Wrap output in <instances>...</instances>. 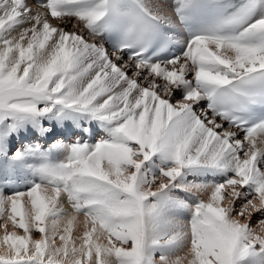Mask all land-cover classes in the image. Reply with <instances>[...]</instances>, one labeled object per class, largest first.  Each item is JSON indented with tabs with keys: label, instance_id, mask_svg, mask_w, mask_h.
I'll return each instance as SVG.
<instances>
[{
	"label": "snow or ice",
	"instance_id": "1",
	"mask_svg": "<svg viewBox=\"0 0 264 264\" xmlns=\"http://www.w3.org/2000/svg\"><path fill=\"white\" fill-rule=\"evenodd\" d=\"M0 228V264H264V0H0Z\"/></svg>",
	"mask_w": 264,
	"mask_h": 264
},
{
	"label": "bare ground",
	"instance_id": "2",
	"mask_svg": "<svg viewBox=\"0 0 264 264\" xmlns=\"http://www.w3.org/2000/svg\"><path fill=\"white\" fill-rule=\"evenodd\" d=\"M21 189H23V188H21ZM204 198V197H203ZM205 199V198H204ZM63 211L64 212H66V213H68L69 215H71L72 214V208H71V206L69 205V204H67V202H66V200H65V204H64V209H63ZM81 217L82 216H80V217H78V223H77V225L78 226H76L75 228H74V231H73V233H72V235H73V239L74 240H76V238L82 233V231H83V223H82V219H81ZM9 230V229H8ZM76 230V231H75ZM81 230V231H80ZM3 235V230H0V236H2ZM76 243H77V245L79 244V241L78 240H76ZM59 244V243H58Z\"/></svg>",
	"mask_w": 264,
	"mask_h": 264
},
{
	"label": "rangeland",
	"instance_id": "3",
	"mask_svg": "<svg viewBox=\"0 0 264 264\" xmlns=\"http://www.w3.org/2000/svg\"><path fill=\"white\" fill-rule=\"evenodd\" d=\"M29 2L31 3L32 2V0H29ZM21 190H23V189H21ZM204 198L206 199V196H204ZM66 200V199H65ZM237 207H239V205H237ZM260 217H259V215H257V216H255L253 219H252V224H253V226H255L256 225V221L259 219ZM81 221H82V223H83V220H84V217L82 216L81 217ZM78 226V225H77ZM9 231H12L13 230V228H12V226H11V224H9ZM0 230H3L2 228H0ZM76 231V230H75ZM81 231V230H80ZM257 231H259V229L257 228ZM17 233L18 234H20V235H22L23 234V232H22V230H17ZM35 235V234H34ZM59 243V241L57 240V244ZM181 255H183V253H181Z\"/></svg>",
	"mask_w": 264,
	"mask_h": 264
}]
</instances>
